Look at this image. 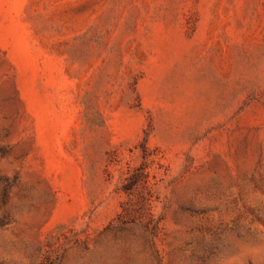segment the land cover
Returning a JSON list of instances; mask_svg holds the SVG:
<instances>
[{
    "label": "rangeland",
    "instance_id": "rangeland-1",
    "mask_svg": "<svg viewBox=\"0 0 264 264\" xmlns=\"http://www.w3.org/2000/svg\"><path fill=\"white\" fill-rule=\"evenodd\" d=\"M0 264H264V0H0Z\"/></svg>",
    "mask_w": 264,
    "mask_h": 264
}]
</instances>
